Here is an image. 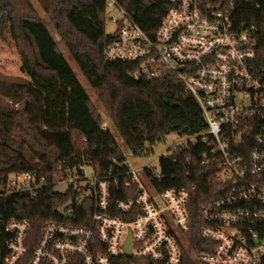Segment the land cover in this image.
Segmentation results:
<instances>
[{
    "label": "built area",
    "instance_id": "built-area-1",
    "mask_svg": "<svg viewBox=\"0 0 264 264\" xmlns=\"http://www.w3.org/2000/svg\"><path fill=\"white\" fill-rule=\"evenodd\" d=\"M168 1L150 37L106 0L105 9L121 13L109 17L115 29L104 56L137 64L135 77L172 74L200 107L205 130L179 134L161 155L204 143L201 165L213 167L228 188L199 208V249L188 237L195 183L159 190L160 169L150 164L134 167L125 157L100 173L92 160L71 154L55 164L51 179L37 171L7 177L5 194L50 184L65 201L36 239L26 218L7 222L4 264H264V52L256 28L237 19L258 0ZM101 129L113 134L110 121Z\"/></svg>",
    "mask_w": 264,
    "mask_h": 264
},
{
    "label": "trees",
    "instance_id": "trees-1",
    "mask_svg": "<svg viewBox=\"0 0 264 264\" xmlns=\"http://www.w3.org/2000/svg\"><path fill=\"white\" fill-rule=\"evenodd\" d=\"M72 60L101 98L110 124L134 156L147 155L169 133L198 135L206 128L196 100L172 74L135 77L134 62L108 60L104 48L106 0H38ZM148 36L154 37L166 14L168 0H115ZM238 21L256 28L264 52V0L243 6ZM45 23L29 0H0V39L7 32L19 53L25 79L0 75V264H4L10 219L26 218L34 238L42 225L57 216L65 196L50 184L34 191L3 193L10 173L37 171L51 179L57 162L75 154L90 159L98 172L125 156L114 134L101 129L102 117L78 80ZM165 99L168 102H165ZM201 142L160 156L156 187L195 183L189 207L194 228L188 233L197 250L198 211L206 201L227 191L213 167L202 166Z\"/></svg>",
    "mask_w": 264,
    "mask_h": 264
},
{
    "label": "rangeland",
    "instance_id": "rangeland-1",
    "mask_svg": "<svg viewBox=\"0 0 264 264\" xmlns=\"http://www.w3.org/2000/svg\"><path fill=\"white\" fill-rule=\"evenodd\" d=\"M31 4L33 5L37 16L43 21V23L46 24L47 27H49V31L51 32L52 36L56 40V42L59 44V47L61 48L63 54L67 58V60L70 62V65L74 69L76 76L80 83L83 85L85 90L87 91L90 98L91 105L93 106L96 113L101 115L102 120L110 121L109 115L104 108L103 102L101 98L97 96V93L91 88V86L88 84V80L85 79L82 72L80 71L79 67L77 66V63L74 62L65 48L64 43L59 39L54 27L52 24L48 21V17L44 12V9L42 8L41 4L38 0H29ZM121 12L117 7H113L112 9H106V25L105 29L106 32H112L115 29L114 24L110 21V16H119ZM21 61L19 57V53L15 47L14 41L12 40L10 34L7 32L6 37L4 40L0 39V75L8 80H20L25 79V75L20 70ZM116 141L119 143V145L122 147L123 153L128 160V162L134 166V167H142L145 165H151L153 167L154 172H158L159 167V157L162 154H168L170 152V147L175 144V142L178 140L177 138L179 135L177 133H169L166 135V138L164 141L157 143L153 146L152 152H150L147 155L143 156H134L130 150L122 143L120 137L114 133Z\"/></svg>",
    "mask_w": 264,
    "mask_h": 264
},
{
    "label": "water",
    "instance_id": "water-1",
    "mask_svg": "<svg viewBox=\"0 0 264 264\" xmlns=\"http://www.w3.org/2000/svg\"><path fill=\"white\" fill-rule=\"evenodd\" d=\"M111 37H112V34L111 33H109V32H106L105 33V38L107 40L110 39ZM165 102H168V100L165 99ZM125 249H126L127 252H130V250H131V245H130L129 237H128L127 241H126V247H125Z\"/></svg>",
    "mask_w": 264,
    "mask_h": 264
}]
</instances>
